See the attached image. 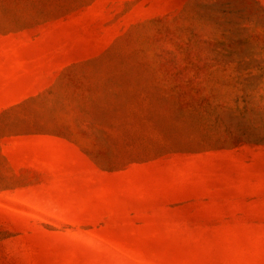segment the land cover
I'll return each mask as SVG.
<instances>
[{"label":"rangeland","instance_id":"rangeland-1","mask_svg":"<svg viewBox=\"0 0 264 264\" xmlns=\"http://www.w3.org/2000/svg\"><path fill=\"white\" fill-rule=\"evenodd\" d=\"M0 264H264V0H0Z\"/></svg>","mask_w":264,"mask_h":264}]
</instances>
